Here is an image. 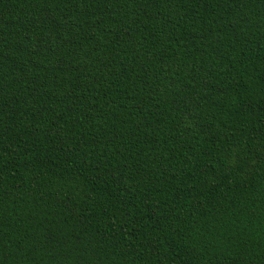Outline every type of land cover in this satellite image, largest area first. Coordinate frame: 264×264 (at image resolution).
<instances>
[{"label": "trees", "instance_id": "obj_1", "mask_svg": "<svg viewBox=\"0 0 264 264\" xmlns=\"http://www.w3.org/2000/svg\"><path fill=\"white\" fill-rule=\"evenodd\" d=\"M0 264H264V0H0Z\"/></svg>", "mask_w": 264, "mask_h": 264}]
</instances>
